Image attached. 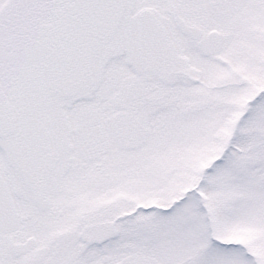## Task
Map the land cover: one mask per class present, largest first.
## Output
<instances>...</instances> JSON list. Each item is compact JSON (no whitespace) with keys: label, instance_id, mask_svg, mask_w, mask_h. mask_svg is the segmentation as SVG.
Wrapping results in <instances>:
<instances>
[{"label":"snow or ice","instance_id":"obj_1","mask_svg":"<svg viewBox=\"0 0 264 264\" xmlns=\"http://www.w3.org/2000/svg\"><path fill=\"white\" fill-rule=\"evenodd\" d=\"M0 264H264V0H0Z\"/></svg>","mask_w":264,"mask_h":264}]
</instances>
